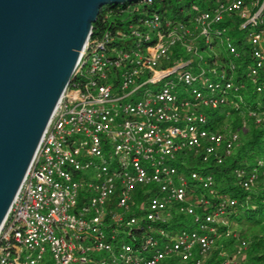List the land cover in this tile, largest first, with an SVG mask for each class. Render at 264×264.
Returning <instances> with one entry per match:
<instances>
[{
    "label": "built area",
    "instance_id": "1",
    "mask_svg": "<svg viewBox=\"0 0 264 264\" xmlns=\"http://www.w3.org/2000/svg\"><path fill=\"white\" fill-rule=\"evenodd\" d=\"M192 12L188 27L140 18L127 49L89 37L0 229V264H202L215 247L237 202L198 194L212 199L215 178L181 160L223 164L240 146L239 132L211 129L206 109L231 102L264 124V0ZM232 15L247 54L223 23ZM260 172L264 156L234 174L250 189ZM176 214L194 227L168 231Z\"/></svg>",
    "mask_w": 264,
    "mask_h": 264
},
{
    "label": "water",
    "instance_id": "2",
    "mask_svg": "<svg viewBox=\"0 0 264 264\" xmlns=\"http://www.w3.org/2000/svg\"><path fill=\"white\" fill-rule=\"evenodd\" d=\"M128 0H0V229L101 8Z\"/></svg>",
    "mask_w": 264,
    "mask_h": 264
},
{
    "label": "trees",
    "instance_id": "3",
    "mask_svg": "<svg viewBox=\"0 0 264 264\" xmlns=\"http://www.w3.org/2000/svg\"><path fill=\"white\" fill-rule=\"evenodd\" d=\"M229 1L231 0H128L121 5H107L100 9L93 23L90 40L97 38L103 41L108 49H127L132 47L134 42L132 29H141L140 18L156 14L163 22V27L167 21L171 22V27L179 23L188 27L193 21L194 6L205 11ZM240 21L239 16L232 15L225 16L223 23L229 27L234 44H238L240 50L247 54V30L240 28ZM205 113L209 117L212 130L239 132L240 146L226 156L223 164H217L215 160L203 162L200 155L195 156L193 153L182 156L181 161L183 159L192 161V171L213 174L215 178L216 194L212 199L210 194L201 188L198 194L209 198L215 206L227 198L235 199L237 202L234 206L226 208L224 224L218 226L219 236L215 248L202 259V264H226L238 253L243 241L246 243L244 249L247 251L240 264H264V173L260 172L250 189L240 187L234 174L235 170L248 173L255 168L258 158L264 156V124H256L244 115L242 107L237 110L231 102L217 109H206ZM181 167L183 168L184 164H181ZM211 209L199 206L197 213L202 214ZM192 222L191 216L176 214L166 229L171 232L194 227ZM232 228H234L232 234L228 235V230L231 231ZM163 264L177 263L170 261Z\"/></svg>",
    "mask_w": 264,
    "mask_h": 264
},
{
    "label": "rangeland",
    "instance_id": "4",
    "mask_svg": "<svg viewBox=\"0 0 264 264\" xmlns=\"http://www.w3.org/2000/svg\"><path fill=\"white\" fill-rule=\"evenodd\" d=\"M125 18H126V15H125ZM215 52H219L218 51V49H215ZM201 55L202 56H204L205 58H209V57H211L212 55H213V53H210V52H207V51H202L201 50ZM256 99H250V100H248L249 101V103L251 104V105H253L256 101H255ZM233 230H234V228H232L231 229V231L233 232ZM215 248V247H214ZM213 248V249H214ZM246 251H247V249H242V250H238L237 252V254H234L233 256H232V258L231 259H229V261L226 263V264H240L242 261H243V259L245 258V255H246ZM233 252L234 251H232V253L231 254H233ZM225 255H227V254H225ZM238 255V256H237Z\"/></svg>",
    "mask_w": 264,
    "mask_h": 264
}]
</instances>
